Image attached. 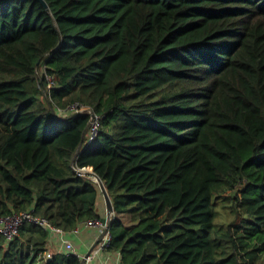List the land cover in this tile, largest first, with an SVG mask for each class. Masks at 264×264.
Wrapping results in <instances>:
<instances>
[{
    "label": "trees",
    "instance_id": "trees-1",
    "mask_svg": "<svg viewBox=\"0 0 264 264\" xmlns=\"http://www.w3.org/2000/svg\"><path fill=\"white\" fill-rule=\"evenodd\" d=\"M45 1L0 0V217L101 218L92 167L122 264H264V0ZM50 231L0 264H82Z\"/></svg>",
    "mask_w": 264,
    "mask_h": 264
},
{
    "label": "built area",
    "instance_id": "built-area-1",
    "mask_svg": "<svg viewBox=\"0 0 264 264\" xmlns=\"http://www.w3.org/2000/svg\"><path fill=\"white\" fill-rule=\"evenodd\" d=\"M48 80H49V87H51L54 84L53 78L49 76ZM67 110L68 111L74 110L80 113L84 111H88V113L90 114L91 129L88 133L87 143H90L93 139L97 137L101 123L100 122L101 118L99 115H97L90 107L78 104L76 102L72 103L67 108ZM76 171L78 175L88 177L98 182L97 176L94 173L92 167H78L76 168ZM110 221H111V217L108 214V218L106 220H103L101 218H93L82 223L85 226L98 227L101 230L100 236L97 238L96 244L87 254H81L80 252H78L76 247L74 246V243L68 240H64V248H65L64 251L78 256L82 260V264H89L90 261L93 260L99 252L108 249V247L110 246L112 239V235L109 228ZM27 222L42 225L50 229L51 231L60 232V233L64 232L63 230L53 226L50 223V221L45 217L36 215L32 211H24L22 213L14 214L11 216L0 217V232L4 234L8 239L12 240L20 234L21 227ZM51 256L52 253L50 252L46 253L47 258H50ZM121 259H122L121 253L119 252L116 260L106 259L105 261L102 262V264H122Z\"/></svg>",
    "mask_w": 264,
    "mask_h": 264
},
{
    "label": "crops",
    "instance_id": "crops-1",
    "mask_svg": "<svg viewBox=\"0 0 264 264\" xmlns=\"http://www.w3.org/2000/svg\"><path fill=\"white\" fill-rule=\"evenodd\" d=\"M105 208H103V204L101 203L99 213L101 215V219L103 220H106L108 218V212ZM100 232L101 230L98 227H88L84 224H81L71 232L60 233L50 231L47 243L49 250L47 252H50L52 254L54 252H65L64 240H68L74 243V246L76 247L78 252H80L81 254H87L96 244L97 238L100 236ZM118 253V251H110L109 249L103 250L99 252L96 257L90 261L89 264H102V262L106 259L116 260L118 257Z\"/></svg>",
    "mask_w": 264,
    "mask_h": 264
},
{
    "label": "water",
    "instance_id": "water-1",
    "mask_svg": "<svg viewBox=\"0 0 264 264\" xmlns=\"http://www.w3.org/2000/svg\"><path fill=\"white\" fill-rule=\"evenodd\" d=\"M41 2L45 5L46 8H49V6L45 0H41ZM96 176H97V174H96ZM97 179H98V182L100 184L101 192L104 196V200H105V204H106V210H107V212L110 215L111 220H112V215H114V206L112 203V199H111L103 181L101 180V178L99 176H97Z\"/></svg>",
    "mask_w": 264,
    "mask_h": 264
},
{
    "label": "rangeland",
    "instance_id": "rangeland-1",
    "mask_svg": "<svg viewBox=\"0 0 264 264\" xmlns=\"http://www.w3.org/2000/svg\"><path fill=\"white\" fill-rule=\"evenodd\" d=\"M83 111V110H82ZM88 112V111H84ZM100 188L99 182H96ZM101 203L103 204V208H105V203H104V197L101 195ZM106 209V208H105ZM218 211H219V216L217 221H222V222H227L231 219L232 214H230L231 210L227 204H218Z\"/></svg>",
    "mask_w": 264,
    "mask_h": 264
}]
</instances>
